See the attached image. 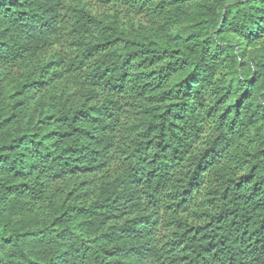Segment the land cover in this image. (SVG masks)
Here are the masks:
<instances>
[{
  "label": "trees",
  "instance_id": "1",
  "mask_svg": "<svg viewBox=\"0 0 264 264\" xmlns=\"http://www.w3.org/2000/svg\"><path fill=\"white\" fill-rule=\"evenodd\" d=\"M0 264H264V0H0Z\"/></svg>",
  "mask_w": 264,
  "mask_h": 264
}]
</instances>
